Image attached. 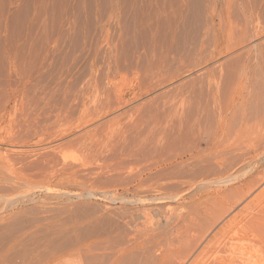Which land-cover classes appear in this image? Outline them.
<instances>
[{"label": "rangeland", "instance_id": "obj_1", "mask_svg": "<svg viewBox=\"0 0 264 264\" xmlns=\"http://www.w3.org/2000/svg\"><path fill=\"white\" fill-rule=\"evenodd\" d=\"M246 2L264 11V0ZM229 3H222L230 15L229 28L222 24L224 33L219 40L224 52L176 75L177 70H183L184 56L197 62L198 55L192 47L206 31L207 12L212 7H222L213 6L214 0H0V166L5 170L0 264H20L19 260L35 264L29 262L34 261L30 258L45 253L50 237H54L52 230L65 227L71 218L81 216L89 227L101 231V226L105 229L102 232L112 230L121 239L133 230L126 221H136L135 225L145 221L135 219V215L151 216L155 221L170 212L168 216L183 211L184 202H191L194 190L186 189L187 172L179 165V154L189 144L187 139L190 141L180 120L179 102L185 96L183 84L190 81L196 89L204 85L203 76L212 66L218 67L215 70L221 72L222 78L215 91L217 99L228 105L234 102L233 106L245 102L251 113L248 129L240 135H264V34L258 35L259 29L254 31L245 21L237 0ZM165 43L173 52H165ZM162 54L167 55V65L150 63ZM205 88L203 96L208 94ZM202 93H195V102H204L206 96L202 97ZM164 95L169 103L174 101L177 109L170 104L164 107ZM234 110L239 120L241 110ZM235 119L230 122L228 135H235L238 129ZM137 143L144 148H162L160 161L149 168L147 155H129L127 150L135 149ZM20 159L27 166L31 164L22 169ZM216 169L210 168L219 173ZM165 174L167 194L159 195L163 191L156 189L153 182ZM65 191L70 194L67 196ZM173 195L177 199H167ZM137 198L143 201L136 202ZM140 205H145L142 210ZM231 215L228 212L217 219L205 237H210ZM252 227L261 236V243L242 247L234 254L238 262L229 257L224 264H264V226ZM201 246L194 248L189 259L175 264H189Z\"/></svg>", "mask_w": 264, "mask_h": 264}, {"label": "bare ground", "instance_id": "obj_2", "mask_svg": "<svg viewBox=\"0 0 264 264\" xmlns=\"http://www.w3.org/2000/svg\"><path fill=\"white\" fill-rule=\"evenodd\" d=\"M246 1L247 0H237L239 12L243 14V16L245 17V21L250 23L251 28L254 31L255 30L257 31V29H259L257 33L258 35L264 34V11L261 8L251 7L250 5L247 4ZM229 2L230 0H214L213 6L216 5L219 7L220 5L222 6V3L228 6ZM227 6L225 7L226 9L223 6L217 9L212 7L207 12V22L208 23L206 25V31L203 32L201 39L195 44V46L192 47L194 51L196 52L195 54L198 55L197 62L191 59H184L188 56L184 54L186 56L184 55H183L184 57L181 56L183 57V60H186L185 62H183V70H181V72L177 70L176 75H179L180 73L184 71L187 72L188 70L192 69L196 65H201L202 63L206 64V62L215 58L216 55H218L217 52L219 53L224 52L223 47L220 46L219 40L223 36V33H224V30L222 29V24L224 23L225 28H229L228 22H229L230 15L228 12L229 9L227 10L228 8ZM172 23L174 24V22ZM261 24H263V26ZM153 30H156V29H153ZM173 35L174 33H171V36ZM173 37L175 38V36ZM210 39L213 40L211 43L210 41H208ZM165 45L166 46H162L164 47L165 52L167 53L173 52L170 49V47L167 46V43H165ZM255 46H256V43H255ZM193 49L191 50L193 51ZM247 57L249 56L247 55ZM258 57L259 56H257L256 61H258ZM170 58L172 61H174L175 56L172 55L170 56ZM156 59L157 60L155 61L151 60L150 63L156 66L167 65V55L166 54H162L161 56H159V59L158 58ZM250 63H248V65ZM216 68L212 66L211 68L207 69V72H205L206 75L203 72V74L205 75V77L203 76V78H205V81L203 82L204 85L202 86L199 85L200 87L199 88L197 87V89L194 88V86H192V83L190 81H187L183 84V88L184 90L186 89V91H185V96L184 97L181 96L182 98L180 99L181 101L179 102L180 103L179 115L181 116L180 120H181L182 126L184 127L183 129H185V132H187V134L190 136L189 137L190 141H188L187 139V143L189 144L181 152L182 154L178 153L179 155H181V157H179V155L178 157L180 158V161H179L180 167H182L183 170H186L187 172V178L184 179L187 182L185 184L186 185L188 184V186H186V189H191L190 191H192V189L194 190L193 196L191 195L193 197L191 202L187 204H186L187 200L184 202L185 204L183 208L184 210L179 211V212L176 211L174 215L172 214L168 216L171 213L170 212L168 213L167 216L165 215L166 217L162 216V218L164 217L163 219L161 220L157 219L155 221H153L155 218L154 219L150 218L151 216L147 217L145 215L143 218H141L140 217L141 215L139 214H138L139 216L135 215L136 216L135 219L145 218V221L141 222L138 225L136 224L137 226L133 224V222H136V221H133V222L126 221L127 224H131L133 230H131L132 232H130V234L127 235L126 233L128 232L125 233L124 230L120 228L122 230L120 232H124L127 235L126 238H123L124 235H122L121 239H118L116 237L117 235L115 236L112 230L108 232H102V230L104 231L105 229H102L103 227L101 228V226H100L101 231H99V228L98 230L97 228L93 229L94 227L92 228V226H90L91 227L90 229V227L86 224V221L84 222L83 220L80 219L81 216L80 218L78 217L79 219L71 218L69 219L68 224L65 227L60 226L52 230L54 237L53 239H51V237H50V240L48 239L50 241L49 243H47L48 246H46L48 249L46 250V252L44 251L45 253L42 252L43 254H38V253L34 254L30 258L31 260H34V261L29 260L30 263L34 262L35 264H175L176 261L179 262L181 260L182 262L183 260H185V258H187L190 254H192V251L194 250L195 247L202 245L201 246L202 248H200V250L193 256V258L190 259L189 264H224L225 260L229 257L230 258L235 257V261L238 262L239 258L237 255H234V254L235 252L239 251L242 247L254 246V245L261 243L260 241L261 238H259L260 235L258 234L256 230L253 229L252 225H256L261 228H263L264 226V135H256L254 138H247L249 137V135L247 137L244 135H240L243 132H246L245 128L248 127L247 121L250 119L251 113L248 114L247 107L245 106V102L241 101L242 99L238 100L241 102L236 101L237 105H234V106H233V103H234L233 101H232L233 102L232 105L231 104L228 105V103H224L217 99L215 91H217L219 87L218 79L221 78L220 76L221 72L219 70L218 71L215 70ZM242 68L244 67L242 66ZM239 69L241 70V68ZM243 71L241 70L242 73ZM200 77L202 78V76ZM200 77H199V80H201ZM239 78L244 79V77L242 76H239ZM166 79H167V76H166ZM156 80H157V84H159L161 77ZM246 81L248 80L246 79ZM201 82L202 81H200V83ZM220 82H222V78ZM243 84L244 83L242 82V85ZM204 88L208 92L207 94L208 99H206L207 96L205 94L204 96H206V98L204 102L197 101V99L195 102V99H194V96L196 97L195 93L200 95L203 91L202 89ZM179 94H182V93H179ZM203 94L204 93H202V97H204ZM163 99H165V101ZM163 99H162L163 102L164 103L166 102L167 104V105H164L165 108H167L166 106H169V104L171 105V107L175 105L173 103L174 101L169 103L170 101L166 100L167 99L166 95L163 96ZM163 102H161L160 105L161 104L163 105L164 104ZM160 105H157V106L161 108ZM174 107L176 108V105ZM235 107L236 108L238 107V109L241 110L240 119L238 120V118H236L239 121V126L237 125L238 123H236L237 120L235 119V114H236L235 110L233 111ZM160 108L157 107L155 109L160 111ZM237 112H239V110H237ZM234 119H235V126H237L238 129H236L235 131V127H234L233 131H235V135H228V129L230 126V122L232 120L234 121ZM251 120H249L248 122H251ZM149 131H152V130H149ZM144 133L145 132L143 131L142 135H145ZM138 134H141V133H138ZM136 137L137 135L135 136V138ZM244 137H246V139H244ZM184 138H187V137L184 136ZM136 140L137 139L133 141L137 142ZM146 142L148 143V140ZM123 143H125V141ZM150 143H153V142H150ZM243 143H245L246 145L244 144L245 146H243ZM137 144L138 145L135 147V149L130 148L129 151L127 150L129 155L130 154L135 155V157H137L136 155H142V154L147 155L145 157L149 158L148 159L149 165H147L149 166V168H151L153 165H156L160 161V158L162 156L161 154L162 148L160 149L159 148L157 149L155 147L144 148L140 143H137ZM203 146H205L204 151L201 150V147ZM121 147H123V145ZM3 160H5V158ZM3 160H2V163H3ZM23 160L19 161L20 163L19 166H21L22 169L24 167H28L31 164L30 162V164H28L27 166L26 165L27 162L24 163ZM160 165L165 166L163 164H160ZM213 167H216L218 170H220L219 173L217 172L219 175L215 173V171L211 172L210 168H213ZM40 169L42 170V167H40ZM40 169H38L37 171L39 172ZM68 171H70V169ZM119 172H121V170H119ZM157 172L155 171L154 173L159 174ZM42 173H43V170H42ZM150 175L153 176L152 172ZM175 175H177V173ZM132 176H135V175L133 174ZM180 177L182 178L181 175ZM172 178H174V176H172ZM167 179H168V176L165 174L162 177H158L157 180L153 182L156 189L163 191V192H158L159 195L167 194V192L165 191V189H167ZM152 180H155V177ZM184 180L182 182H184ZM151 186L155 190L152 184ZM174 186H178V185H174ZM133 188L135 189V187ZM134 189H131V190H134ZM143 190L145 191V189H142L141 192H143ZM156 191L157 190H155V193ZM186 191L187 190H185V192ZM2 192H5V170H3L2 167L0 166V193H1L0 194V223L2 222V218H5V198H4L5 195L4 194L2 195ZM146 192H149V191H146ZM176 193H177L176 195H178L179 191L178 192L176 191ZM188 193H191V192L188 191ZM65 194L67 195L70 193L66 192ZM180 194L178 196H180ZM140 198H142V196H140ZM140 198H137L136 202H139L138 199ZM186 198H187V195H186ZM167 199H171L174 201L177 198H175V196L173 195ZM140 200L143 201L142 199ZM175 204L179 205V202ZM237 205H241V206L236 212H234V209ZM143 207L142 206L141 208L138 207V209L140 208L142 210ZM138 209H135L136 212L138 211ZM135 210H134V213H135ZM174 210L173 212H175ZM146 211L148 210H145L143 212L147 213ZM138 212H142V211H138ZM228 212H232V215L229 218H227V220L222 224V226L218 228L216 231L212 232L213 234L210 237H205V234L207 235L209 231H212L211 229L213 228L215 221H217V219H220L221 217L226 215ZM130 215L128 217V220L132 221V219H129L132 216ZM215 216L217 217L215 220H213V217ZM94 220L95 222H97L96 219ZM102 221L104 220H101V222ZM87 222H90V220ZM104 223L106 225V222ZM127 224L125 226H127ZM90 225H93V223L92 224L90 223ZM107 225L109 226V224ZM110 226H112V224H110ZM130 227L128 226L126 228H130ZM259 230H262V229H259ZM257 237L259 238L258 241L255 239ZM10 253L12 254V252ZM28 255H30V253ZM129 255L131 256L130 259L126 257ZM125 257L126 259H128L127 260L128 262L126 261ZM1 258L2 257L0 254V259ZM19 258H22V256H20ZM26 259L28 260V258H25V261H27ZM19 262L21 264L23 260H19Z\"/></svg>", "mask_w": 264, "mask_h": 264}]
</instances>
